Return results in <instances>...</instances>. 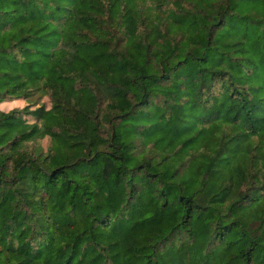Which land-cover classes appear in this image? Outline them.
Listing matches in <instances>:
<instances>
[{"label": "trees", "instance_id": "obj_1", "mask_svg": "<svg viewBox=\"0 0 264 264\" xmlns=\"http://www.w3.org/2000/svg\"><path fill=\"white\" fill-rule=\"evenodd\" d=\"M17 99L0 264H264V0H0Z\"/></svg>", "mask_w": 264, "mask_h": 264}, {"label": "rangeland", "instance_id": "obj_2", "mask_svg": "<svg viewBox=\"0 0 264 264\" xmlns=\"http://www.w3.org/2000/svg\"><path fill=\"white\" fill-rule=\"evenodd\" d=\"M43 102H45L47 105H50V100L46 96L42 99ZM25 100L24 99H17V100H12V101H7L2 104H0V108H2L5 111H9L10 109L14 107H23L25 105ZM46 144V141H45Z\"/></svg>", "mask_w": 264, "mask_h": 264}]
</instances>
